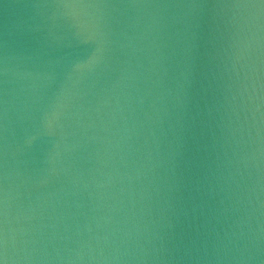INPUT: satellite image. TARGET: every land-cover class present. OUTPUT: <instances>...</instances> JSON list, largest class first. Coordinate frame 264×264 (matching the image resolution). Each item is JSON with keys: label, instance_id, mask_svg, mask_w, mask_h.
<instances>
[{"label": "snow or ice", "instance_id": "1", "mask_svg": "<svg viewBox=\"0 0 264 264\" xmlns=\"http://www.w3.org/2000/svg\"><path fill=\"white\" fill-rule=\"evenodd\" d=\"M244 6L264 8V0H258V3H253ZM7 215V198L6 195L3 194V196H0V225H6ZM0 264H9L6 230L2 227H0Z\"/></svg>", "mask_w": 264, "mask_h": 264}]
</instances>
